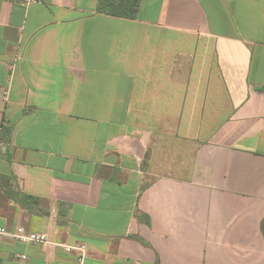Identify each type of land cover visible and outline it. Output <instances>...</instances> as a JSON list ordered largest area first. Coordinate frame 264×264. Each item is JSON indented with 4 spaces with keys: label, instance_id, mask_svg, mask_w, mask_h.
Segmentation results:
<instances>
[{
    "label": "crops",
    "instance_id": "crops-1",
    "mask_svg": "<svg viewBox=\"0 0 264 264\" xmlns=\"http://www.w3.org/2000/svg\"><path fill=\"white\" fill-rule=\"evenodd\" d=\"M96 5L0 0V264H264V0Z\"/></svg>",
    "mask_w": 264,
    "mask_h": 264
},
{
    "label": "trees",
    "instance_id": "trees-1",
    "mask_svg": "<svg viewBox=\"0 0 264 264\" xmlns=\"http://www.w3.org/2000/svg\"><path fill=\"white\" fill-rule=\"evenodd\" d=\"M140 3L141 0H97L96 11L116 17L135 18L138 14ZM23 200L26 205L38 206L37 199L30 195H24Z\"/></svg>",
    "mask_w": 264,
    "mask_h": 264
},
{
    "label": "built area",
    "instance_id": "built-area-1",
    "mask_svg": "<svg viewBox=\"0 0 264 264\" xmlns=\"http://www.w3.org/2000/svg\"><path fill=\"white\" fill-rule=\"evenodd\" d=\"M0 236H8L13 240L27 242L31 244H42L51 242L46 233L26 232L24 228L18 227L13 231H9L4 227H0ZM59 245L65 252L78 251L80 254L79 263L83 264V255L85 252L84 245L81 244H65L54 243ZM22 258H25L24 256Z\"/></svg>",
    "mask_w": 264,
    "mask_h": 264
}]
</instances>
